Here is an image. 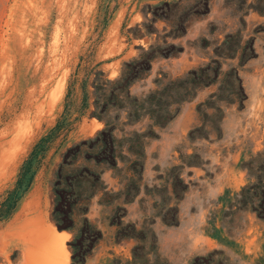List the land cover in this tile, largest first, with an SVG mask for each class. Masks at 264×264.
I'll list each match as a JSON object with an SVG mask.
<instances>
[{"label": "rangeland", "instance_id": "obj_1", "mask_svg": "<svg viewBox=\"0 0 264 264\" xmlns=\"http://www.w3.org/2000/svg\"><path fill=\"white\" fill-rule=\"evenodd\" d=\"M201 69L214 80L145 137L140 179L126 138L147 117L123 125L125 109L110 108L126 158L115 168L97 161L92 140L105 123L92 112L106 80L133 75L130 96L143 100L169 82L199 81L189 73ZM260 175L264 0H0V264H30L39 222L64 240L52 261L71 263L84 219L101 232L85 264H124L142 244L149 263L155 251L160 264H264V219L239 201ZM174 207L178 223L168 225ZM128 224L144 240L116 239Z\"/></svg>", "mask_w": 264, "mask_h": 264}, {"label": "trees", "instance_id": "obj_2", "mask_svg": "<svg viewBox=\"0 0 264 264\" xmlns=\"http://www.w3.org/2000/svg\"><path fill=\"white\" fill-rule=\"evenodd\" d=\"M218 64V62L216 61ZM219 67L217 65L215 69V76L219 73ZM202 72L203 76L199 75L197 71H192L189 74L200 77L199 81L188 80L186 82H169L160 89L153 90L147 94V96L140 100L136 97L130 96L129 86L132 83L133 75L122 72L121 76L115 81L106 80L107 85H111L100 95L101 105L99 106V98L95 101V110L92 112L98 119L103 120L105 123L102 128L92 140L93 147H99V159L97 161L103 162L107 167L115 168L118 163V158H126L121 153L122 147L118 149L116 144V138L113 134L118 127L120 113L110 115V108H124L126 111V121L122 124H135L140 122L144 117H147L149 122L146 126V130L143 132L131 131L130 136L126 138L127 146L126 150L130 154L127 158L128 165L132 168L136 174L135 179L141 178V173L144 168L145 162V137H153L155 135V127L165 126L178 112L180 105L187 99H190L196 92L197 87L205 84H209L213 79L208 80L205 69L198 70ZM234 71V69H233ZM236 71V70H235ZM235 73V79L240 80ZM205 73V74H204ZM216 79V78H215ZM158 84L160 81H157ZM238 88L242 90L241 84ZM123 93V95H122ZM99 109V110H98ZM120 110V109H117ZM119 112V111H118ZM132 157V158H131ZM63 165L60 166V172H58V180L55 186V209L54 215L57 218L59 212H61L62 201L64 192L62 189L58 190L59 185L63 182V174L61 173ZM98 175V174H97ZM134 179H132L133 181ZM264 181L263 176L258 177V182L250 186H245L240 191V200L242 205L248 207L250 205L252 210H255L260 218L264 219V186L259 189V183ZM136 182V181H135ZM94 193V192H93ZM257 201V204L255 202ZM62 216V214H61ZM63 222L62 218H57V224ZM164 222L168 225H175L178 223V208L174 207L172 213L168 219H164ZM129 227L131 232L128 233L126 228ZM126 228H119L116 232V239L123 237L140 235L141 240H144L145 236L142 230L135 233V227L133 224H128ZM126 231V232H125ZM136 235V236H137ZM101 236V232L90 226L87 219H84L83 225L77 229L73 236V239L69 241V245L72 249L71 263L69 264H85L87 255L95 245L97 239ZM155 239V236L153 237ZM149 251L144 250V245H136L132 249V259L124 264H160L158 260V254L154 251V260L149 263L150 259L146 256ZM197 259L193 264H197Z\"/></svg>", "mask_w": 264, "mask_h": 264}, {"label": "bare ground", "instance_id": "obj_3", "mask_svg": "<svg viewBox=\"0 0 264 264\" xmlns=\"http://www.w3.org/2000/svg\"><path fill=\"white\" fill-rule=\"evenodd\" d=\"M35 225L36 226L33 225L34 227L30 228V231L28 230L30 232L29 237H31L30 245L32 246L38 245L35 247H38L39 249L37 248L38 249L37 253L35 252L36 248L34 249V252L36 254L30 258L29 263L30 264H65L67 260H65L64 262H60L59 260L56 259L52 261V254L54 252L55 247H60L61 249H64V240L58 241L57 239H55L58 235L53 234L52 230L49 228V226L46 227L44 222L42 224L41 222H39L38 225L37 224Z\"/></svg>", "mask_w": 264, "mask_h": 264}, {"label": "water", "instance_id": "obj_4", "mask_svg": "<svg viewBox=\"0 0 264 264\" xmlns=\"http://www.w3.org/2000/svg\"><path fill=\"white\" fill-rule=\"evenodd\" d=\"M58 229H59V227H58Z\"/></svg>", "mask_w": 264, "mask_h": 264}]
</instances>
